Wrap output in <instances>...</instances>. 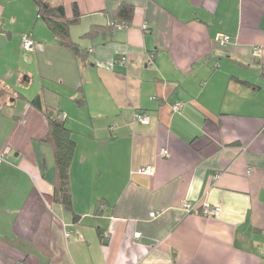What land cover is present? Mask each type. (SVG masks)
<instances>
[{
	"label": "crops",
	"instance_id": "crops-1",
	"mask_svg": "<svg viewBox=\"0 0 264 264\" xmlns=\"http://www.w3.org/2000/svg\"><path fill=\"white\" fill-rule=\"evenodd\" d=\"M46 1L78 8L79 55L36 0H0V264H264V0ZM36 97L76 141L73 210Z\"/></svg>",
	"mask_w": 264,
	"mask_h": 264
},
{
	"label": "trees",
	"instance_id": "trees-1",
	"mask_svg": "<svg viewBox=\"0 0 264 264\" xmlns=\"http://www.w3.org/2000/svg\"><path fill=\"white\" fill-rule=\"evenodd\" d=\"M36 1L39 15L47 21L60 43L71 48L76 55H79L81 49L70 36L71 26L76 24L81 17L78 8L75 6L74 16L72 18H67L63 5L53 6L46 0ZM134 12L135 8L133 5L126 2L121 3L116 10V17L118 20L111 22L109 26L113 28H117L116 26L118 24L127 25L128 27L131 26ZM91 33L92 30L88 34ZM0 93L2 94L3 90H0ZM31 103L47 116L49 122V128L46 135L43 137V141L50 143L54 151L56 171L54 200L62 204L65 208L73 210L71 163L76 148V141L73 138V133L71 129L66 126L64 117L61 116V113L58 110L46 107L42 103L40 97L34 98ZM78 217L79 216L75 214V219H78Z\"/></svg>",
	"mask_w": 264,
	"mask_h": 264
},
{
	"label": "built area",
	"instance_id": "built-area-1",
	"mask_svg": "<svg viewBox=\"0 0 264 264\" xmlns=\"http://www.w3.org/2000/svg\"><path fill=\"white\" fill-rule=\"evenodd\" d=\"M116 27L119 28V29H122V28H128L127 25H122V24H118ZM148 28H149V24H144V25H143V29H144V30H148ZM230 40H231L230 35H223V36L219 39V43H220L222 46H224V45H226L227 43H229ZM21 41H22L23 48H24L25 50H27V51H33V50H35V49H37V48H40V47L42 46V44L37 43V42H36L35 40H33V39L31 38V36L28 35V34L23 35ZM258 52H259V51H257V53H258ZM172 107H173V110H174V111H178V110H180V109L182 108V104H181V103H176V104H173ZM135 120L138 121V122H142V123H149V122L151 121V117H150V115H148L147 113L137 112V113L135 114ZM159 155H160L162 158H169V157H170V153H169V151H168L167 148H162V149L160 150V152H159ZM7 159H8V154H7V152H1V153H0V165H1L2 163L6 162ZM140 171H141L142 173H145V174L153 175L154 172H155V167H154L153 165H147V166H145V167H142V168L140 169ZM251 171H252V169H249L248 172L250 173ZM183 206H184V208H185L188 212H192V211L194 210L193 207L191 206V204L188 203V202H185V203L183 204ZM218 210H219L218 207H215V208H212V207L209 208V207H208V208L205 210L204 213L209 214V215H214V214H216V213L218 212ZM155 216H156V213L153 212V213L151 214V217H155ZM140 235H141V233H140V232H137V233L135 234V237H139Z\"/></svg>",
	"mask_w": 264,
	"mask_h": 264
}]
</instances>
